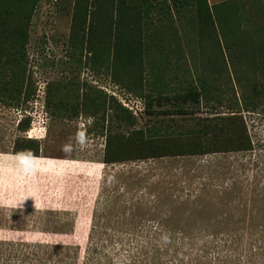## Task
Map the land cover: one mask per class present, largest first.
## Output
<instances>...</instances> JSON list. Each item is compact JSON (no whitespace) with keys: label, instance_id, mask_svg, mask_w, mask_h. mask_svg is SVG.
Here are the masks:
<instances>
[{"label":"rangeland","instance_id":"rangeland-1","mask_svg":"<svg viewBox=\"0 0 264 264\" xmlns=\"http://www.w3.org/2000/svg\"><path fill=\"white\" fill-rule=\"evenodd\" d=\"M207 3L116 24L110 3L40 0L26 46L34 98L23 111L0 107V240L75 246L81 264L99 223L125 249L232 243L236 253L255 247L251 264H264V117L243 114L251 151L103 161L108 137L115 149H193L198 131L234 103L231 68L264 60V0ZM125 44L119 63L113 49ZM114 64L133 77L141 70L149 84L129 90ZM204 74L221 85V104L184 100V83ZM85 98L96 103L84 107ZM22 118L30 126L17 131ZM22 152L36 162L27 177L15 164ZM25 191L31 197L12 207Z\"/></svg>","mask_w":264,"mask_h":264},{"label":"trees","instance_id":"trees-1","mask_svg":"<svg viewBox=\"0 0 264 264\" xmlns=\"http://www.w3.org/2000/svg\"><path fill=\"white\" fill-rule=\"evenodd\" d=\"M39 2L40 0H0V107L16 112L25 110L35 95L31 76L27 72L26 46L31 18ZM99 2L111 4L117 15L116 24L131 21L141 23L144 19H149L154 10L171 15V11L180 13L193 6L199 9L208 8L207 0H170V5L163 1L153 4L150 0H99ZM130 49V44L122 46L121 52L115 47L113 57L120 63L121 53ZM116 67L114 64V80L126 85L129 90L141 92L149 84L141 76V70L138 77H133L130 69L118 71ZM231 71L232 75L228 73V78L236 97L234 103L227 105L229 111L218 117L219 122L203 126L201 131H198L199 135L191 141L193 149L177 152L168 151L162 146L160 149L152 148L145 151L144 145L139 147L135 145L129 149L130 147L127 148L123 143L115 149L111 145L112 139L108 137L103 161L111 163L253 150L254 146L243 114L264 117V60L253 65V70L250 67L247 70L233 67ZM215 73L214 80L223 77L220 72ZM198 83L196 85L191 82L184 83L187 91L185 101H199L204 97L222 103L220 84L212 85L206 74L199 77ZM89 100L85 98L82 105L88 107L91 102L96 103L95 99ZM103 101L101 99L99 103ZM29 126L30 119L22 118L17 122L16 130L26 131ZM105 235L101 225L94 223L81 264H251L257 255L255 247L246 246L236 253V247L231 245L232 243L227 246L224 244L225 249L207 245L196 248L192 243H185L171 246L168 252L164 253L161 252L162 247L160 249L150 247L148 250L146 247L138 248L130 244L125 249L118 241L113 245L103 238ZM78 262L79 249L75 246L41 241L0 240V264H78Z\"/></svg>","mask_w":264,"mask_h":264},{"label":"clouds","instance_id":"clouds-1","mask_svg":"<svg viewBox=\"0 0 264 264\" xmlns=\"http://www.w3.org/2000/svg\"><path fill=\"white\" fill-rule=\"evenodd\" d=\"M15 164L19 167L21 173L27 177L29 175L34 174L36 169V162L35 158L32 156L31 153H19L15 157ZM31 197L30 193L25 191L23 195H21L17 200L11 202L12 207L20 208L24 201Z\"/></svg>","mask_w":264,"mask_h":264}]
</instances>
